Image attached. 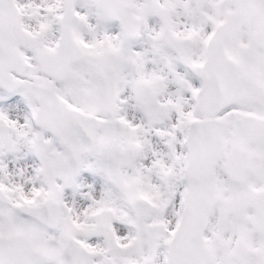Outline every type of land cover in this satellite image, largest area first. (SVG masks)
<instances>
[{"label": "snow or ice", "instance_id": "1", "mask_svg": "<svg viewBox=\"0 0 264 264\" xmlns=\"http://www.w3.org/2000/svg\"><path fill=\"white\" fill-rule=\"evenodd\" d=\"M0 264H264V0H0Z\"/></svg>", "mask_w": 264, "mask_h": 264}]
</instances>
